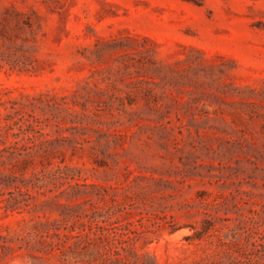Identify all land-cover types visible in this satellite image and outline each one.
<instances>
[{
	"label": "rangeland",
	"instance_id": "obj_1",
	"mask_svg": "<svg viewBox=\"0 0 264 264\" xmlns=\"http://www.w3.org/2000/svg\"><path fill=\"white\" fill-rule=\"evenodd\" d=\"M0 264H264V0H0Z\"/></svg>",
	"mask_w": 264,
	"mask_h": 264
},
{
	"label": "trees",
	"instance_id": "obj_2",
	"mask_svg": "<svg viewBox=\"0 0 264 264\" xmlns=\"http://www.w3.org/2000/svg\"><path fill=\"white\" fill-rule=\"evenodd\" d=\"M0 174H1V172H0ZM1 184V183H0ZM1 191V190H0Z\"/></svg>",
	"mask_w": 264,
	"mask_h": 264
}]
</instances>
